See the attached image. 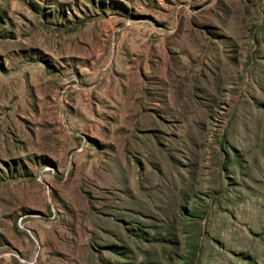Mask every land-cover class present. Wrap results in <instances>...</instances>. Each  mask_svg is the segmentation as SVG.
Instances as JSON below:
<instances>
[{"label": "rangeland", "instance_id": "rangeland-1", "mask_svg": "<svg viewBox=\"0 0 264 264\" xmlns=\"http://www.w3.org/2000/svg\"><path fill=\"white\" fill-rule=\"evenodd\" d=\"M0 264H264V0H0Z\"/></svg>", "mask_w": 264, "mask_h": 264}]
</instances>
